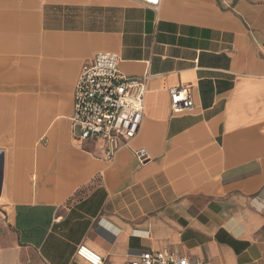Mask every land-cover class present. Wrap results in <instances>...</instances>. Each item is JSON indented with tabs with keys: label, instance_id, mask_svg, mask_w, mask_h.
I'll return each mask as SVG.
<instances>
[{
	"label": "crops",
	"instance_id": "1",
	"mask_svg": "<svg viewBox=\"0 0 264 264\" xmlns=\"http://www.w3.org/2000/svg\"><path fill=\"white\" fill-rule=\"evenodd\" d=\"M99 52L149 75L113 159L70 118ZM81 244L102 264H264V0H0V264H90Z\"/></svg>",
	"mask_w": 264,
	"mask_h": 264
},
{
	"label": "built area",
	"instance_id": "2",
	"mask_svg": "<svg viewBox=\"0 0 264 264\" xmlns=\"http://www.w3.org/2000/svg\"><path fill=\"white\" fill-rule=\"evenodd\" d=\"M158 9L161 0H134ZM119 57L99 52L82 66L74 91L72 124L79 128L80 138H101L106 144L105 155L113 159L117 150L138 135L145 114L146 80L149 75L129 76L119 68ZM173 113L194 107L193 87L170 89ZM139 153L140 161L145 160ZM76 256L90 264H102L103 257L81 244ZM126 264H212L200 259L179 257L165 251H144Z\"/></svg>",
	"mask_w": 264,
	"mask_h": 264
},
{
	"label": "rangeland",
	"instance_id": "3",
	"mask_svg": "<svg viewBox=\"0 0 264 264\" xmlns=\"http://www.w3.org/2000/svg\"><path fill=\"white\" fill-rule=\"evenodd\" d=\"M15 249H18V248L16 247ZM31 257H32V255H31Z\"/></svg>",
	"mask_w": 264,
	"mask_h": 264
}]
</instances>
